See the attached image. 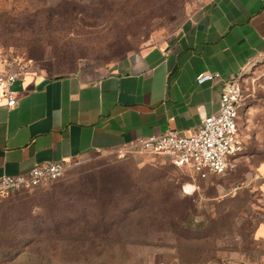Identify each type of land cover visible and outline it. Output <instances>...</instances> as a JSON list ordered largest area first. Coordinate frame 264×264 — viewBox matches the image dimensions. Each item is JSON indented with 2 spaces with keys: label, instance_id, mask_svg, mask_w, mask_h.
<instances>
[{
  "label": "rangeland",
  "instance_id": "1",
  "mask_svg": "<svg viewBox=\"0 0 264 264\" xmlns=\"http://www.w3.org/2000/svg\"><path fill=\"white\" fill-rule=\"evenodd\" d=\"M215 1L6 0L0 65L48 77L106 73L176 39ZM242 87L244 149L223 176L193 181L163 156L90 154L53 184L0 194V264H204L239 250L261 264L253 234L264 223V58L248 66ZM108 195L119 212L102 240L52 232L67 221L91 226L92 207Z\"/></svg>",
  "mask_w": 264,
  "mask_h": 264
},
{
  "label": "crops",
  "instance_id": "2",
  "mask_svg": "<svg viewBox=\"0 0 264 264\" xmlns=\"http://www.w3.org/2000/svg\"><path fill=\"white\" fill-rule=\"evenodd\" d=\"M262 58L264 0H216L176 39L133 53L106 73L48 77L29 71L12 86L15 106H0V178L113 153L168 132L190 135L218 110L219 85L198 86L196 76L241 75ZM259 170L264 174V166ZM253 236L263 246L256 253L263 264L264 223ZM245 256L239 250L204 264H247Z\"/></svg>",
  "mask_w": 264,
  "mask_h": 264
},
{
  "label": "built area",
  "instance_id": "3",
  "mask_svg": "<svg viewBox=\"0 0 264 264\" xmlns=\"http://www.w3.org/2000/svg\"><path fill=\"white\" fill-rule=\"evenodd\" d=\"M28 72L25 68L12 66L0 69V106L7 109L15 106L17 97L12 86ZM243 76L244 74L223 78L219 73L210 72L197 75L195 82L198 86L208 83L219 85L216 114L204 117L196 132L190 135L168 132L136 140L113 153L118 156H163L175 168L197 181L207 182L223 176L229 163L244 149L239 129L240 113L245 118L248 111L242 87ZM69 165L67 162L57 161L35 166L18 176H2L0 194L28 192L53 184L64 176ZM262 178L260 174L255 176L257 180Z\"/></svg>",
  "mask_w": 264,
  "mask_h": 264
},
{
  "label": "trees",
  "instance_id": "4",
  "mask_svg": "<svg viewBox=\"0 0 264 264\" xmlns=\"http://www.w3.org/2000/svg\"><path fill=\"white\" fill-rule=\"evenodd\" d=\"M114 196L115 195H108L106 203L100 204V202H98L99 204L97 207H92V210L93 208L96 209V215L95 218H93V220L90 222L91 226L84 220L67 221V223L65 222L64 224H58L56 227H53V229H51L52 232L57 233L55 235L61 238L62 235H68L79 231V234L82 236L80 240H90L89 238H85V234L95 235L92 240H102L98 236H104L115 231H110L114 227L112 222L113 218L116 217L117 213L119 212V202L118 200H115ZM121 213L123 214L124 212ZM108 217H110L109 220L111 222L106 224L105 222ZM177 220H179V218L176 219V221ZM179 222L181 221L179 220ZM60 229H64V231L58 232Z\"/></svg>",
  "mask_w": 264,
  "mask_h": 264
}]
</instances>
